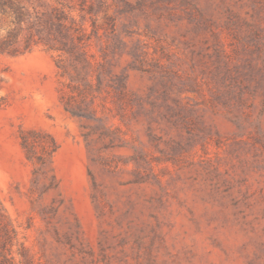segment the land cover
<instances>
[{"label": "rangeland", "instance_id": "374dc122", "mask_svg": "<svg viewBox=\"0 0 264 264\" xmlns=\"http://www.w3.org/2000/svg\"><path fill=\"white\" fill-rule=\"evenodd\" d=\"M58 1L85 65L0 52L15 260L264 264V0Z\"/></svg>", "mask_w": 264, "mask_h": 264}, {"label": "trees", "instance_id": "16d2710c", "mask_svg": "<svg viewBox=\"0 0 264 264\" xmlns=\"http://www.w3.org/2000/svg\"><path fill=\"white\" fill-rule=\"evenodd\" d=\"M85 4L86 0H80L82 10ZM97 6L99 9L105 6L104 0H97ZM90 8L91 4L87 11ZM94 24L93 21V27ZM86 39L89 36L83 23L77 21L58 0H0V52L16 54L34 45H44L48 50L64 53L76 63L85 65ZM19 41H22L23 49ZM59 67L61 75H68L65 64ZM125 79V75L118 78V93L125 94ZM2 103L0 98V106ZM21 144L27 148L23 137ZM15 234L14 228L9 227L6 210L0 203V264H19L11 250Z\"/></svg>", "mask_w": 264, "mask_h": 264}]
</instances>
